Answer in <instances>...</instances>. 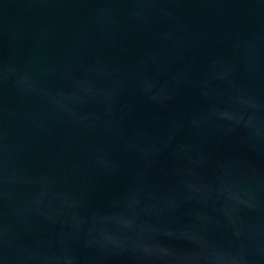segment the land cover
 Masks as SVG:
<instances>
[{"label":"water","instance_id":"water-1","mask_svg":"<svg viewBox=\"0 0 264 264\" xmlns=\"http://www.w3.org/2000/svg\"><path fill=\"white\" fill-rule=\"evenodd\" d=\"M0 264H264V0H0Z\"/></svg>","mask_w":264,"mask_h":264}]
</instances>
